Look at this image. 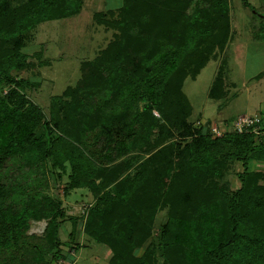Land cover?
I'll return each mask as SVG.
<instances>
[{
    "label": "rangeland",
    "instance_id": "374dc122",
    "mask_svg": "<svg viewBox=\"0 0 264 264\" xmlns=\"http://www.w3.org/2000/svg\"><path fill=\"white\" fill-rule=\"evenodd\" d=\"M28 1L11 0L8 6L14 10ZM246 1L258 15L241 0H226L227 19L215 15L218 26L213 37L206 38L201 43L203 47L200 45L198 51H191L186 59L180 60L178 67L186 75L182 92L191 106V115L184 122L179 112L169 108L163 113L167 116L164 122L160 112L152 110V116L159 121L145 152L118 154L91 173L75 170L69 161L55 163L47 158L44 163L32 165L22 155L10 154L4 170L0 171V219L10 220L27 209L33 211V216L24 233V242L28 243L25 256L21 257L19 250L15 254L12 248H0V264H167L160 248V234L166 223L173 230V259H179L181 264H201L187 243V229L195 243L205 233L210 234L206 238L227 233L223 193L239 186L237 175L241 165L235 161L218 165L201 148L203 145L190 143L192 136H182L181 132L190 126L211 134L213 126L222 130L225 122L240 115L256 114L264 122V78H255L264 68V48L262 40L253 38L263 33L264 0ZM123 4L124 0H82L77 15L41 23L17 43L28 63L26 68L11 74L36 85L25 87L18 94L39 107L45 116L49 115L54 98H65L64 92L81 81L83 62L96 60L106 67L107 72L90 80L89 87L95 88L90 98L93 131L79 137L68 126L67 136L59 134L88 157L102 146L95 132L108 126L113 129L129 126L134 120L133 112L140 113L145 105L138 99L133 112L118 120L113 117L123 110V99L113 100L107 78L116 75L118 66L113 59L114 47L110 46L118 43L123 23L130 25V29L136 27L129 31L131 35L144 36L142 43L151 48L137 46L132 58H141L149 52L146 58L153 60L154 51L163 58L167 49L163 39L154 40L151 12L144 17L139 9L135 14L122 12ZM13 46L16 45L8 40H0L2 51ZM200 51L206 62L191 79L192 60ZM221 64L226 71L227 94L225 100H213L208 97V91ZM133 66L141 68L142 64L133 63ZM129 67L124 66L122 77L142 76L140 71ZM7 88L2 87L3 94ZM168 101L176 103L175 99ZM152 116H144L140 124L149 122ZM40 131L38 127L35 132ZM254 163L257 161L248 163L249 170L264 172V162L257 163L260 167ZM141 164L145 165L147 179L137 187L133 179ZM259 186L263 187L264 181ZM249 189L251 195L259 192L257 187ZM106 193H110L112 202L104 205L99 198ZM45 199L53 202L49 216H46ZM259 210L262 214L255 213V223L263 226L264 204ZM52 215L58 223L61 243L62 257L56 260L51 258L47 242Z\"/></svg>",
    "mask_w": 264,
    "mask_h": 264
},
{
    "label": "trees",
    "instance_id": "16d2710c",
    "mask_svg": "<svg viewBox=\"0 0 264 264\" xmlns=\"http://www.w3.org/2000/svg\"><path fill=\"white\" fill-rule=\"evenodd\" d=\"M10 1L0 0V40H8L16 45L5 51L0 49V171L4 170L10 154L15 153L22 155L27 163L32 165L44 163L48 158L55 163L69 161L75 170L91 173L106 164L104 161H109L118 154L129 151L145 152L150 146L151 132L159 121L152 116V110L160 112V117L165 122L167 116L163 113L170 108L179 112L182 121L187 122L186 118L191 115L192 109L182 92L186 75L179 69V62L186 59L191 51H198L196 48L206 38L213 37L214 30L218 26L215 15L225 20L228 15L226 0H124L122 12L128 10L130 14L131 12L135 14L139 9L143 17L151 12V20L155 28L154 40L163 39L162 42L167 45V49L162 55L163 58L158 56L157 51H154L153 60L146 58L149 52L141 58H132L137 46L144 48L148 45L142 43L145 40H143L144 36H132L129 32L137 29L136 27L130 29V25L123 23L122 35L118 38V43L110 46L114 47L113 59L117 61L118 66L115 69L116 75H108L107 78L111 85L113 100L115 97L123 99H121L123 110L113 117L118 120L127 113L133 112V106L138 99L144 101L145 105L140 113L133 112L134 120L129 126L122 125L116 129L108 126L106 130L95 132L94 135L101 139L102 146L99 151L88 157L77 145L79 149L59 134L66 135L68 126L73 128L75 135L79 137L93 131L95 121L92 117L90 98L95 94V88L89 87L92 85L90 80L107 72L106 67L96 60L83 62L81 81L64 92L65 98L52 100L48 116H45L39 107L25 101L18 94L25 87L36 85L30 81L16 79L11 74L14 70L27 67L28 57L17 47L22 36L41 23L77 15L82 0H29L14 10L9 9ZM241 2L258 15V11L252 9L246 0ZM262 16L261 18L264 19V14ZM227 28L225 25V30ZM261 32H263L261 35L255 34L254 38L264 43V24ZM148 47L151 50L150 46ZM213 47L212 45L209 48L213 49ZM203 60L200 51L199 56L192 60L194 67L190 73L191 79L197 76L200 68L205 64L206 59ZM133 63H138V66L142 64V67L137 68ZM126 65H130L129 68L132 67L137 72L140 71L142 76L122 77ZM262 77H264V69L255 76L258 80ZM3 86L8 87L5 94L2 93ZM226 94V71L224 64H221L208 91V97L221 100L226 98ZM169 98L175 99L176 103L172 104L168 101ZM146 115H151L152 119L140 124ZM90 117L92 119L88 121ZM78 121L82 123L78 125ZM38 127L41 128L40 133L35 132ZM181 134L192 136L190 143L203 145L201 148H204L211 161H216L218 165H226L234 161L241 165V171L237 175L239 186L223 193L227 233L217 238L214 236L206 238L210 234L205 233L195 243L187 229L186 240L195 259L201 264H264V225L257 226L254 218L256 212L262 214L259 209L264 204V186H259V182L264 181V172L248 168L249 162H264V141L256 140L250 133L227 132L221 137H215L200 127L192 129L190 126L183 129ZM84 142L85 139L81 144ZM139 168L133 179L137 187L147 179L145 165L141 164ZM251 187H257L259 192L251 195L249 192ZM45 202L48 212L46 216H49L53 202L49 199H45ZM99 202L104 205L111 203L110 193L103 194ZM32 213V210L27 209L10 220L0 219L1 249L12 248L15 254L19 250V253H22L21 257L25 256L28 243L24 242V233L29 218L33 216ZM55 219V215H52L47 237L53 260L62 257L58 223ZM172 231V226L168 223L162 227L160 248L167 264H181L179 259L172 257Z\"/></svg>",
    "mask_w": 264,
    "mask_h": 264
},
{
    "label": "built area",
    "instance_id": "2783aa9c",
    "mask_svg": "<svg viewBox=\"0 0 264 264\" xmlns=\"http://www.w3.org/2000/svg\"><path fill=\"white\" fill-rule=\"evenodd\" d=\"M227 132L250 133L255 136L256 140L264 141V123L256 114L238 116L225 122L222 130L218 126H213L210 129L211 135L216 137H221Z\"/></svg>",
    "mask_w": 264,
    "mask_h": 264
},
{
    "label": "crops",
    "instance_id": "0c3cea01",
    "mask_svg": "<svg viewBox=\"0 0 264 264\" xmlns=\"http://www.w3.org/2000/svg\"><path fill=\"white\" fill-rule=\"evenodd\" d=\"M253 38H254V37H253ZM262 43H263V42H262ZM263 48H264V43H263ZM263 69H264V68H263ZM263 69H262V70H263ZM262 70H261V71H262ZM261 71H260V72H261ZM260 72H259V73H260ZM263 78H264V77H262V78H260V79H263ZM224 100H225V99H224ZM240 116H242V115H240ZM236 117H238V116H236ZM236 117H234V118H231V120L235 119ZM224 121H228V120H224ZM257 163H261V162H260V161H258ZM257 163H254V164H255V166H256V167H260L261 165H259V164H257Z\"/></svg>",
    "mask_w": 264,
    "mask_h": 264
}]
</instances>
